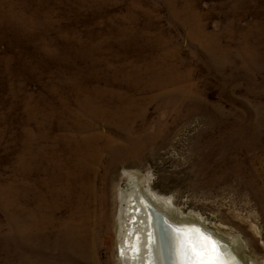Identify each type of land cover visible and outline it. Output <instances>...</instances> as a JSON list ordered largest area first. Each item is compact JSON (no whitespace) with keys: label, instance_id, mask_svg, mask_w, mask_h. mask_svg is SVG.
Instances as JSON below:
<instances>
[{"label":"rangeland","instance_id":"rangeland-1","mask_svg":"<svg viewBox=\"0 0 264 264\" xmlns=\"http://www.w3.org/2000/svg\"><path fill=\"white\" fill-rule=\"evenodd\" d=\"M130 174L264 264V0H0V264H122Z\"/></svg>","mask_w":264,"mask_h":264},{"label":"bare ground","instance_id":"bare-ground-1","mask_svg":"<svg viewBox=\"0 0 264 264\" xmlns=\"http://www.w3.org/2000/svg\"><path fill=\"white\" fill-rule=\"evenodd\" d=\"M134 176L130 174V177L135 180L134 184L132 183L133 188L123 191L120 195L121 206L116 223V251L122 264H176L174 255L175 233L169 225L198 226L202 232L209 234L208 236L213 240L218 241L222 250L232 254L235 264H261L247 257L244 252V244L238 237L229 235L227 241H222L201 223L199 216L196 217L174 210L169 198L156 195L149 187H140L138 179ZM32 206V204H29L28 207L29 231L27 238L28 244L32 245L31 248H35V240H39L44 227L48 225L43 216L37 218L33 216L35 210ZM42 209L43 207H38V210ZM154 212L163 223L158 222L157 218L153 217ZM33 222L36 224L33 225ZM36 226L37 233L34 231ZM67 235L68 232H66L65 238ZM64 242L65 247L70 249L71 245L67 242V238L64 239Z\"/></svg>","mask_w":264,"mask_h":264},{"label":"snow or ice","instance_id":"snow-or-ice-1","mask_svg":"<svg viewBox=\"0 0 264 264\" xmlns=\"http://www.w3.org/2000/svg\"><path fill=\"white\" fill-rule=\"evenodd\" d=\"M169 227L175 233L176 264H235L232 254L202 230L187 225Z\"/></svg>","mask_w":264,"mask_h":264},{"label":"water","instance_id":"water-1","mask_svg":"<svg viewBox=\"0 0 264 264\" xmlns=\"http://www.w3.org/2000/svg\"><path fill=\"white\" fill-rule=\"evenodd\" d=\"M189 226V225H188ZM193 227H195V228H198L199 229V227L198 226H193ZM207 235H209V234H207Z\"/></svg>","mask_w":264,"mask_h":264}]
</instances>
